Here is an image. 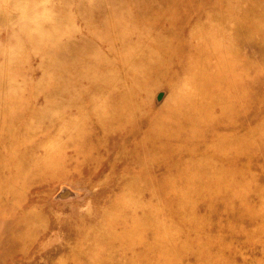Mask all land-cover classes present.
I'll return each instance as SVG.
<instances>
[{
  "label": "rangeland",
  "instance_id": "rangeland-1",
  "mask_svg": "<svg viewBox=\"0 0 264 264\" xmlns=\"http://www.w3.org/2000/svg\"><path fill=\"white\" fill-rule=\"evenodd\" d=\"M152 1L0 0V264H264V37L258 43L254 34L242 36L238 44L225 42L223 48L200 43L210 50L204 51L195 42L196 33L191 28L181 29L170 21L186 16L189 24L200 17L204 22L205 15L191 8L173 12L171 0ZM220 2L204 7L220 6ZM236 17L239 26L243 22L246 31H253L254 22L245 20L239 12ZM200 25L195 24V32ZM173 47L179 48L175 51ZM232 65L238 67H229ZM141 73L146 74L139 77ZM220 75L223 80L218 79ZM128 94L145 111L136 137L129 135L126 126L120 127L119 119L134 124L139 113L126 117L127 107L114 106L123 103L117 98ZM205 98H210V103ZM162 119L171 120L166 122L164 133L177 132L171 140L166 137L160 141L165 178L161 184L162 188L167 186L160 194L163 236L159 237V247L149 235L145 244L136 245L128 253L120 246L122 235H113L112 223L103 219L110 214L116 196L127 190L123 186L130 177H142V183L144 179L159 183L154 171L150 177L146 175L151 163H142L141 157L147 156L145 152L152 153L151 125ZM143 141L147 143L139 150L143 155L134 153L136 143ZM168 186L173 191L171 198L166 196ZM65 192L70 195L62 198ZM162 200L167 203L163 205ZM146 244L152 251L140 257Z\"/></svg>",
  "mask_w": 264,
  "mask_h": 264
},
{
  "label": "bare ground",
  "instance_id": "bare-ground-1",
  "mask_svg": "<svg viewBox=\"0 0 264 264\" xmlns=\"http://www.w3.org/2000/svg\"><path fill=\"white\" fill-rule=\"evenodd\" d=\"M152 1V0H151ZM157 1V0H156ZM158 1H160V0H158ZM171 1H174V4H171L170 6L172 7V11L173 12H176V13H182V11L183 12H186L187 11V9H189V8H191V9H189V10H191V11H193V10H195L196 12H200V13H202V16L203 15H205L206 16V20L203 22V18L202 17H200V18H196V19H194L193 20V22L194 23H192V24H189V19H188V17H180V15H178L181 19H179V20H176V18H174L175 20L172 22V21H170V24L171 25H177V24H179L180 26H181V29L183 28V29H187V28H191L190 29V31H192V33H196V35H193V37H194V40H195V42H197V43H205L204 45H206V42H208V44H216V45H221V47L222 46H224V45H222V44H224L225 42H227V45H229V44H233V45H235V44H238L239 43V40L240 41H242L243 40V38H242V36H246V37H250V35H252V34H254L253 35V37H255V38H257V39H259V38H261V37H264V0H218V1H221L220 3H219V5L220 6H214L213 8H206V7H204L206 4H211V3H215V2H210V0H203V1H199L198 0V2L196 1V0H186V3L185 2H182V1H178V0H171ZM216 1V0H215ZM218 1L216 2V3H218ZM153 2V1H152ZM197 2V3H196ZM240 2H243V4H240ZM149 3H150V1H149ZM173 3V2H172ZM196 3V4H195ZM215 3V4H216ZM153 4V3H152ZM168 5H169V3H168ZM193 5H195L194 7H193ZM217 5V4H216ZM160 6H164V4L161 2V5ZM207 6V5H206ZM149 7H150V5H149ZM142 9V8H141ZM145 10H147V9H144V15H145V13H146V11ZM153 10V12H154V9H152ZM151 10V11H152ZM155 11H157L156 9H155ZM158 12H159V10H158ZM237 12H239L240 14H242L243 16H244V18H245V20H249V21H251V22H254V28H253V31H246V29L243 27V25H245V23H243L242 22V24L243 25H240L239 26V21H237V20H235L237 17H236V13ZM150 11H149V15H150ZM157 13V12H156ZM160 14H161V11L159 12ZM159 13H157L158 15H160ZM147 14H148V12H147ZM152 14V13H151ZM135 16V15H134ZM153 16H155V15H153ZM173 16H175V15H173ZM176 16H177V14H176ZM175 16V17H176ZM147 17V16H146ZM145 17V18H146ZM150 17H152L151 15H150ZM168 17V16H167ZM236 17V18H235ZM141 18V17H140ZM149 18V17H148ZM169 18H170V16H169ZM193 18H195V17H193ZM122 19V18H121ZM139 19V18H138ZM141 19H143V17L141 18ZM155 19V18H154ZM157 19V18H156ZM119 20V19H118ZM131 21H134L133 19L131 20ZM131 21H130V23H131ZM150 21V20H149ZM151 22H153V20L151 21ZM160 22V21H159ZM176 22V23H175ZM135 24V23H134ZM153 24V23H152ZM195 24H201L199 27H197V29H196V32L194 31V26H195ZM206 24H210L209 26L211 27V29H208V27H205V26H207ZM164 25V24H163ZM174 25V26H175ZM115 26V25H114ZM135 26H137L136 24H135ZM151 26H153V25H151ZM179 26V27H180ZM165 27H166V24H165ZM171 27V26H170ZM151 28V27H150ZM172 29H173V27H172ZM176 30H178V29H176ZM148 32V31H147ZM147 32H146V34H147ZM157 32H159V31H157ZM171 32H173V31H171ZM214 32V33H213ZM182 33V32H181ZM218 33V34H217ZM258 35V36H256V35ZM156 35H160L159 33H156ZM182 35H184V34H182ZM170 36V35H169ZM173 36V35H172ZM176 37V36H175ZM184 37V36H183ZM193 37H191V38H193ZM190 38V39H191ZM157 39H158V36H157ZM177 39V38H176ZM175 39V40H176ZM181 39H182V37H181ZM250 39H252V38H250ZM154 40H155V38H154ZM160 41H161V39H159ZM179 40V39H178ZM177 40V41H178ZM183 40V39H182ZM193 40V39H192ZM253 40H255V39H253ZM264 40V39H263ZM263 40H262V42H263ZM157 41V40H156ZM166 41V40H165ZM170 41V40H169ZM135 42V41H134ZM155 42V41H154ZM162 43H163V41H161ZM172 41H170V43H171ZM179 42V41H178ZM180 42H181V40H180ZM183 42H184V40H183ZM191 42V41H190ZM252 42V41H251ZM260 42V39H259V41H258V43ZM148 43V42H147ZM150 43V42H149ZM148 43V44H149ZM153 43V42H152ZM161 43V44H162ZM173 43V42H172ZM187 43V42H186ZM192 43V42H191ZM156 44H157V42H156ZM165 44V43H164ZM178 44V43H177ZM188 44H190V43H188ZM264 44V43H263ZM171 45V44H170ZM184 45V44H183ZM190 45H195L196 46V44H190ZM201 45V44H200ZM210 45V46H211ZM218 45V46H219ZM157 46V45H156ZM173 46V45H172ZM178 46V45H177ZM202 47H203V45H201ZM249 46H250V44H249ZM253 46V45H252ZM163 47H164V45H163ZM167 47V46H166ZM213 47L214 48H216L214 45H213ZM220 47V46H219ZM226 47V46H225ZM150 48V47H149ZM173 48H175V47H173ZM179 48V47H178ZM178 48H175L174 50L176 51V49H178ZM198 48V47H197ZM223 48V47H222ZM226 48H228V47H226ZM225 48V49H226ZM252 48V47H251ZM147 49V48H146ZM160 49H162L161 47H160ZM191 49V48H190ZM200 49V48H199ZM202 50H209V49H206V48H201ZM200 49V50H201ZM230 49V48H229ZM235 49V48H234ZM238 49V47L236 48V50ZM172 50V49H171ZM174 50H172L173 52H174ZM198 49H196V51H197ZM201 50V51H202ZM204 50V51H205ZM212 50V49H211ZM215 50V49H214ZM223 49H221V51H222ZM232 50H233V47H232ZM252 50V49H251ZM183 51V50H182ZM184 51H186V50H184ZM210 51V50H209ZM217 51H219V52H221L220 50H218L217 49ZM224 51V50H223ZM178 52V51H177ZM200 52V51H199ZM214 52V51H213ZM229 52H232V51H230L229 50ZM228 52V53H229ZM235 52V51H234ZM238 52V51H237ZM151 53V52H150ZM168 53V52H167ZM215 53V52H214ZM226 53V52H225ZM147 54V53H146ZM175 54V53H174ZM192 54V53H191ZM191 54H189V55H191ZM200 54V53H199ZM205 54V53H204ZM213 54V53H212ZM151 55V54H150ZM179 55V54H178ZM183 55V54H182ZM208 55V54H207ZM210 56H211V53L209 54ZM218 55V54H217ZM216 55V56H217ZM235 55H238L236 52H235ZM140 56V55H139ZM146 56V55H145ZM144 56V57H145ZM174 56V55H173ZM172 56V57H173ZM181 56V55H180ZM185 56V55H184ZM137 57V56H136ZM143 57V58H144ZM171 57V56H170ZM190 57V56H189ZM206 57V56H205ZM205 57H204V59H205ZM220 57V56H219ZM222 57V56H221ZM220 57V58H221ZM226 57H230V56H226ZM231 57H234V56H231ZM247 57H249V55L247 56ZM246 57V58H247ZM264 56H262V58H263ZM140 58V57H139ZM201 58V57H200ZM211 58V57H210ZM222 58H225V56H223ZM141 59H142V57H141ZM157 59V58H156ZM173 59V58H172ZM190 59V58H189ZM194 59V57L191 59V60H193ZM197 59H199V56L197 57ZM219 59V58H218ZM227 59H229V58H226L225 59V61H227ZM149 60H151V59H149ZM202 60V59H201ZM207 60V59H206ZM251 60V59H250ZM256 60V59H255ZM136 61V60H135ZM135 61H133L134 63L133 64H135ZM145 61V60H144ZM187 61V60H186ZM199 61V60H198ZM205 61V60H204ZM212 61V60H211ZM219 61H221L220 59H219ZM229 61H231V60H229ZM228 61V62H229ZM236 61V60H235ZM238 61V60H237ZM236 61V62H237ZM240 61V60H239ZM263 61H264V59H263ZM128 62H130V61H128ZM132 62V61H131ZM152 62V61H151ZM154 62H155V60H154ZM190 62V61H189ZM200 62V61H199ZM198 62V63H199ZM202 62V61H201ZM200 62V63H201ZM244 62V61H243ZM251 62H253L254 63V60L253 61H251ZM257 62V61H256ZM106 63V62H105ZM188 63V62H187ZM193 63V62H192ZM204 63V62H203ZM224 63H226V62H224ZM229 63H234L233 61L232 62H229ZM240 63V62H239ZM258 63V62H257ZM260 63V62H259ZM181 64H182V62H181ZM184 64V63H183ZM189 65H190V63H188ZM188 64H187V66H188ZM202 64V63H201ZM205 64V63H204ZM209 64V63H208ZM211 64H212V62H211ZM210 64V65H211ZM217 64V63H216ZM226 64H228V63H226ZM230 64V65H231ZM236 64V63H235ZM117 65V64H116ZM229 65V64H228ZM250 65V64H249ZM143 66V65H142ZM149 65H147V67H148ZM186 66V67H187ZM196 66V65H195ZM198 66V65H197ZM222 66H223V62H222ZM224 66H226L225 64H224ZM223 66V67H224ZM233 66L234 65H232V66H229V67H232L233 68ZM199 67V66H198ZM205 67V66H204ZM220 67V66H219ZM235 67V66H234ZM236 67H238V66H236ZM235 67V68H236ZM249 67V66H248ZM256 67H257V65H256ZM146 68V67H145ZM149 68V67H148ZM155 68V67H154ZM153 68V69H154ZM197 68V67H196ZM200 68V67H199ZM206 68V67H205ZM217 68H218V66H217ZM231 68V69H232ZM251 68V67H250ZM253 68V67H252ZM191 69V68H190ZM200 69H202L203 70V68H200ZM215 70H216V68H214ZM224 69V68H223ZM226 69V68H225ZM244 69V68H243ZM248 69V68H247ZM246 69V70H247ZM168 70V69H167ZM187 70H189V69H187ZM201 70V71H202ZM227 71H228V69H226ZM242 70V69H241ZM250 70V69H249ZM154 71V70H153ZM190 71H192V70H190ZM199 71V70H198ZM198 71H197V73H198ZM206 71H208V70H206ZM206 71H204V72H206ZM210 71V70H209ZM208 71V72H209ZM221 71V70H220ZM219 71V72H220ZM226 71V72H227ZM230 71V70H229ZM228 71V72H229ZM245 71V70H244ZM203 72V71H202ZM203 72V73H204ZM218 72V71H217ZM222 72V71H221ZM223 72L225 73V70H223ZM230 72H232V71H230ZM237 72H238V70H237ZM245 72H248V71H245ZM153 73V72H152ZM189 73V72H188ZM192 73H193V71H192ZM233 73H234V71H233ZM235 73H236V71H235ZM238 73H240L241 74V71L240 72H238ZM243 73V72H242ZM248 73H250V72H248ZM144 74H146V73H144ZM144 74H142L141 73V75H139V77L140 76H142V75H144ZM198 74H200V72L198 73ZM220 74V73H219ZM229 75H230V73H228ZM227 74V75H228ZM244 74V73H243ZM137 75V74H136ZM192 74H190L189 76H191ZM206 75H208V74H206ZM222 75V74H221ZM220 75V76H221ZM242 75V74H241ZM240 75V76H241ZM247 75V74H246ZM254 75V74H253ZM145 76V75H144ZM187 76V75H186ZM203 76V75H202ZM209 76V78H210V75H208ZM217 76V75H216ZM219 76V75H218ZM236 76H237V74H236ZM236 76H235V78H236ZM138 77V78H139ZM193 77V76H192ZM213 77V76H212ZM223 77H224V75H223ZM248 77H249V74H248ZM247 77V78H248ZM251 77V76H250ZM137 78V77H136ZM137 78V79H138ZM195 78V77H194ZM197 78V77H196ZM208 78V79H209ZM213 78H215V77H213ZM218 78V77H217ZM225 78V77H224ZM235 78H233L234 80H235ZM238 78H241V77H238ZM242 78H243V76H242ZM144 78H142V80H143ZM207 78H206V80H208ZM218 79H222V76L220 77V78H218ZM231 79H232V77H231ZM205 80V81H206ZM210 80V79H209ZM223 80V79H222ZM225 81L227 80V79H224ZM257 80V79H256ZM102 81V80H101ZM104 81V80H103ZM111 81V80H110ZM144 81V80H143ZM212 81H213V79H212ZM214 81H216V80H214ZM105 82V81H104ZM198 82V81H197ZM203 82H204V80H203ZM219 82V81H218ZM235 82V81H234ZM233 82V83H234ZM236 82H237V80H236ZM181 83V82H180ZM187 83V82H186ZM202 83V82H201ZM207 83H208V81H207ZM214 83V82H213ZM238 83V82H237ZM108 84V83H107ZM195 84H196V82H195ZM198 84V83H197ZM216 84H217V82H216ZM224 84V83H223ZM258 84V83H257ZM177 85V84H176ZM191 85V84H190ZM214 85H215V83H214ZM218 85V84H217ZM216 85V86H217ZM225 85V84H224ZM224 85H222V87L221 88H223V86ZM107 86V85H106ZM117 86V85H116ZM230 86V85H229ZM233 86H235V88H236V85H234L233 84ZM118 87V86H117ZM117 87H115V89H117ZM201 87H202V84H201ZM204 87V86H203ZM214 87V86H213ZM119 88V87H118ZM180 88V87H179ZM183 88V87H182ZM199 88H200V85H199ZM206 88V87H205ZM215 88V87H214ZM219 89H220V91H221V88L220 87H218ZM227 88V87H226ZM108 89V88H107ZM207 89V88H206ZM205 89V90H206ZM213 89V88H212ZM237 89H238V87H237ZM246 89V88H245ZM214 90V89H213ZM216 90V89H215ZM218 90V89H217ZM227 91H230L231 90V88H230V90H228V89H226ZM96 91H97V89H96ZM101 91V90H100ZM99 91V92H100ZM111 91H112V89H111ZM210 91V90H209ZM219 91V92H220ZM224 91V90H223ZM232 91V90H231ZM240 91V90H239ZM238 91V92H239ZM215 93L217 92V91H214ZM233 92V91H232ZM210 93H211V91H210ZM223 93V92H222ZM229 93V92H228ZM235 93H237V92H235ZM235 93H233V94H235ZM202 94H203V92H202ZM201 94V95H202ZM207 94V93H206ZM213 94V93H212ZM121 95V94H120ZM176 95V94H175ZM236 95H238V93L236 94ZM174 96V95H173ZM204 96H206L205 95V93H204ZM179 97V96H178ZM185 97V96H184ZM212 97H214L213 95H212ZM211 97V98H212ZM173 98V97H172ZM194 98V97H193ZM118 99V98H117ZM116 99V101H120L122 104L121 105H119L118 104V102H116L115 104H114V106H117L119 109H121V108H128L127 110H126V112L124 113L125 114V116L127 117V115H128V117H130V115L131 114H134V115H136L137 113H139V116L138 117H136L135 118V122H134V124L133 123H130V121L128 120V119H126V118H121V119H119V121H121L120 122V127H127L128 128V133H129V135L132 137V136H138V134L139 133H137L138 132V127H139V125L142 123V121L145 119L144 117H145V115H144V113H145V111H144V108L142 109V108H140L141 106L140 105H137V104H135L134 103V98H133V96L131 97L129 94L128 95H125V96H123V98L122 99H118L117 100ZM176 99V98H175ZM200 99V98H199ZM204 99V98H203ZM203 99H201V100H203ZM206 99V98H205ZM214 99V98H213ZM213 99H212V101H213ZM226 99V98H225ZM235 99H236V97H235ZM239 99V98H238ZM193 100V99H192ZM196 100L199 102V100L196 98ZM200 100V101H201ZM207 100V99H206ZM205 100V101H206ZM209 100H210V98H209ZM209 100H207V101H209ZM221 100V99H220ZM219 100V101H220ZM178 101H179V99H178ZM216 101V100H215ZM222 101H224L223 100V98H222ZM226 101V100H225ZM224 101V102H225ZM230 101V100H229ZM229 101H227V103L229 102ZM236 101V100H235ZM235 101H233V102H235ZM237 101H239V100H237ZM214 102V101H213ZM221 102V101H220ZM196 103L197 102H194V106H196ZM209 103H210V101H209ZM208 103V104H209ZM221 103H223V102H221ZM227 103H226V105H227ZM230 103H232V101L230 102ZM236 103V102H235ZM143 104V103H142ZM192 104V103H191ZM200 105H201V103H199ZM202 104H203V102H202ZM147 105V104H146ZM186 105V104H185ZM220 105V104H219ZM226 105H223V106H226ZM230 105V104H229ZM228 105V106H229ZM233 105V103L231 104V106ZM176 106V105H175ZM198 106V105H197ZM221 107V108H224V107ZM227 106V107H228ZM235 106H236V104H235ZM234 105L232 106V107H235ZM146 107V106H145ZM203 107H205V106H203ZM202 107V108H203ZM209 107V106H208ZM207 107V108H208ZM212 107V106H211ZM231 107V108H232ZM174 108V107H173ZM172 108V109H173ZM206 108V107H205ZM204 108V109H205ZM206 108V109H207ZM220 108V107H219ZM236 108V107H235ZM171 109V110H172ZM177 109V108H176ZM212 109H215L214 107L212 108ZM212 109H207V110H212ZM229 109V108H228ZM234 109V108H233ZM233 109H232V111H233ZM146 110V109H145ZM206 110V111H207ZM230 110V109H229ZM235 110H238L239 111V109L237 108V109H235ZM234 110V111H235ZM158 111V110H157ZM215 111V110H214ZM225 111H226V113H223V114H225V116L227 115V111L228 110H226L225 109ZM233 111V112H234ZM237 111V112H238ZM167 112V111H166ZM190 112V111H189ZM207 112H210V111H207ZM170 113H171V111H170ZM175 113V112H174ZM193 113H195V112H193ZM192 113V114H193ZM210 113H212V111L210 112ZM229 113H231L230 111H229ZM161 114V113H160ZM165 114V113H164ZM176 114V113H175ZM197 114V113H196ZM215 114H217V113H215ZM222 114V115H223ZM236 114H238V113H236ZM183 115V114H182ZM198 115V114H197ZM233 115H235V114H233ZM167 116V115H166ZM172 116V118L174 117V116H177V115H174L173 116V114H168V117H171ZM217 116H218V114H217ZM217 116H214V117H217ZM232 115H230V117H231ZM167 117V118H168ZM214 117H212L213 119H214ZM220 117H222V116H220ZM230 117H229V119H230ZM171 118V119H172ZM212 118H210L211 120H212ZM218 118V117H217ZM223 118V117H222ZM232 119H233V117H231ZM175 119V118H174ZM178 119H180V118H177V120ZM235 119V118H234ZM166 120V119H165ZM170 120V119H169ZM169 120H166L165 122L163 121V119H162V121L160 122V123H158V121L157 120H155L154 121V123H152V130H153V132H154V135L151 137V148H153L151 151H152V153H150V155L149 154H147V152H145L144 154H146L147 156V158L146 157H141V162L142 163H151L150 165H151V168H150V170L146 173V175L148 176L149 175V177L151 176V175H153V171L155 172V175H157L156 176V179L159 181V183L158 182H156L155 180H153L152 178V181H150V179L147 181L146 179H144L143 181H144V183H142V177L141 178H137V179H133L132 177H130V179L128 180V181H126L125 183H124V186H123V188H126L127 190L122 194L121 192L116 196V198H115V202H113L111 205H110V208H111V210H110V214H108V216H106V219L104 218L103 219V221H106L107 220V222L108 221H110L109 223H112V225L110 226L111 227V230H110V232L114 235V234H116L117 235V237L119 236V235H122V238L123 239H120V237H119V243L121 244L120 246H122V248H124L127 252L128 251H130L131 253L134 251V249H135V246L136 245H142V244H145V242L148 240V236L149 235H153L154 236V243L156 244L157 243V241H158V247L160 246V238H162V232H161V228L163 227V225L161 224V222H163V221H161V219H160V217H161V213H160V211H161V207H160V194H162V190L164 189V188H166V187H164V188H162L163 186H162V184L161 183H163L162 181V179H165V178H162V173H163V171L161 170L162 169V167H161V156H160V152H161V150H159V149H161V147H160V141L163 139V138H166V137H168V138H166V139H169V140H171L172 139V135H174L175 133H177V132H175L174 134H172V133H164V131H166L167 129H166V122L167 121H169ZM176 120V119H175ZM181 120H182V118H181ZM181 120H179V121H176V122H180ZM218 120V119H217ZM115 121H118V119H116ZM171 121V120H170ZM204 121V120H203ZM202 121V122H203ZM187 122V121H186ZM214 122H216V121H214ZM223 122H224V120H223ZM223 122L221 123L222 125H223ZM229 122V121H228ZM170 123V122H169ZM219 123V122H218ZM233 123V122H232ZM176 124V123H175ZM179 124V123H178ZM182 124H183V122H182ZM185 124V123H184ZM203 124V123H202ZM225 124V123H224ZM228 124V123H227ZM231 124V123H230ZM170 125V124H169ZM204 125V124H203ZM207 125V124H206ZM219 125V124H218ZM170 126H175V125H170ZM170 126H169V128H170ZM178 126V125H177ZM179 126H181V125H179ZM178 126V127H179ZM187 126H190V124L189 125H187ZM213 126V125H212ZM230 126V125H229ZM234 126H236V125H234ZM168 127V126H167ZM185 127V126H184ZM190 127H192V126H190ZM189 127V128H190ZM198 127V126H197ZM208 128L210 127V126H207ZM218 127V126H217ZM221 127V126H220ZM149 128V127H148ZM174 128H176V127H174ZM181 128H183V127H181ZM181 128H178V129H181ZM186 128V127H185ZM188 128V129H189ZM202 128V127H201ZM203 128H204V126H203ZM210 128H212V127H210ZM209 128V129H210ZM214 128V127H213ZM173 129V128H172ZM188 129H186V130H188ZM208 129V130H209ZM169 131H170V129H168ZM185 130V129H184ZM202 130V129H201ZM201 130L199 131V133L201 132ZM213 130H215V129H213ZM260 130V129H259ZM182 131V130H181ZM197 131V130H196ZM195 132V131H194ZM198 132V131H197ZM204 132V131H203ZM206 132V131H205ZM140 133H141V131H140ZM188 133H189V130H188ZM187 133V134H188ZM191 133H193V132H191ZM207 133V132H206ZM185 134V133H184ZM186 134V135H187ZM218 134V133H217ZM194 135V134H193ZM219 135V134H218ZM238 135V134H237ZM142 136V135H141ZM149 136V135H148ZM180 136V135H179ZM178 136V138L180 139V137ZM187 136H189V135H187ZM202 136V135H201ZM203 136H205V135H203ZM174 137V136H173ZM183 137V136H182ZM195 137V136H194ZM220 137V136H219ZM224 137H227L226 135H224ZM175 138V137H174ZM186 138V137H185ZM222 138H223V136H222ZM147 139V138H146ZM183 139V138H182ZM195 139V138H194ZM224 139V138H223ZM131 140V139H130ZM140 140V139H139ZM220 140V139H219ZM222 140V139H221ZM127 141V140H126ZM186 141V140H185ZM235 141V140H234ZM125 142V141H124ZM148 142V141H147ZM243 142V141H242ZM126 143V142H125ZM127 143H128V141H127ZM133 143V142H132ZM205 143V142H204ZM223 143V142H222ZM237 144H238V142H236ZM146 142H141V143H136V149L134 150V153L136 152H138L140 149H142V148H144V147H146ZM149 144V143H148ZM163 143H161V145H162ZM186 144V143H185ZM231 144H233V141H232V143ZM240 144H242V143H240ZM167 145V144H166ZM217 145V144H216ZM236 145V144H235ZM244 145V144H243ZM217 146H219V145H217ZM223 146H225L224 144H223ZM240 146V145H239ZM260 146V145H259ZM258 146V147H259ZM164 147H165V144H164ZM214 147H215V145H214ZM226 147V146H225ZM230 147H231V145H230ZM241 147H242V145H241ZM262 147H264V146H262ZM261 147V148H262ZM223 148V147H222ZM227 148V147H226ZM229 148V147H228ZM232 148H234V147H232ZM237 148H240V147H237ZM236 148V149H237ZM249 148V147H248ZM166 149V148H165ZM180 149V148H179ZM216 149H218V147L216 148ZM231 149V148H230ZM242 149V148H241ZM241 149H239V150H241ZM243 149H245V147L243 148ZM256 149V148H255ZM260 149V148H259ZM162 150H163V147H162ZM169 150H171V149H169ZM173 150V149H172ZM227 150V149H226ZM180 151V150H179ZM238 151V150H237ZM246 151V150H245ZM254 151V150H253ZM253 151H251V152H253ZM262 151H263V148H262ZM165 153L167 152H171L172 153V151H164ZM236 152V151H235ZM234 152V153H235ZM239 152V151H238ZM165 153H163V154H165ZM230 154H231V152H229ZM233 153V152H232ZM258 153V152H257ZM264 153V152H263ZM139 154H141V155H143L140 151H139ZM243 154H244V152H243ZM150 157H149V156ZM170 155V154H169ZM227 155V154H226ZM235 155V154H234ZM260 155V154H259ZM164 156V155H163ZM166 156V155H165ZM168 156V155H167ZM172 156V155H171ZM239 156V155H238ZM252 156V155H251ZM161 157V158H160ZM264 157V156H263ZM218 158V157H217ZM216 158V159H217ZM232 158H234V157H232ZM236 159V158H235ZM234 159V160H235ZM237 161V160H236ZM140 162V163H141ZM163 162V161H162ZM230 162V161H229ZM223 163V162H222ZM133 164V163H132ZM165 164V163H164ZM167 164H170V163H168L167 162ZM166 164V165H167ZM216 164V163H215ZM215 164H214V166H215ZM177 165V164H176ZM175 165V166H176ZM229 165V164H228ZM227 165V166H228ZM231 165V164H230ZM233 165V164H232ZM127 166H129V165H127ZM135 166V165H134ZM174 166V167H175ZM178 166V165H177ZM223 166V165H222ZM174 167H173V169H174ZM210 167H213V166H211L210 165ZM229 167V166H228ZM227 167V168H228ZM136 168V167H135ZM178 168V167H177ZM176 168V169H177ZM217 168V167H216ZM223 168V167H222ZM230 168V167H229ZM228 168V170L227 171H229L230 169ZM241 168H242V166H241ZM245 168V167H244ZM143 169V168H142ZM146 169V167L143 169V171ZM158 171H157V170ZM182 169V168H181ZM191 169V168H190ZM189 169V170H190ZM224 170L226 169V168H223ZM168 170V169H167ZM172 170V169H171ZM236 170V169H235ZM178 171V170H177ZM176 171V172H177ZM182 171H184V169L182 170ZM181 170H180V172H182ZM188 171V170H187ZM213 171V170H212ZM220 171H221V169H220ZM242 171V170H241ZM240 171V172H241ZM130 172V171H129ZM169 172H171V171H169ZM172 172H173V170H172ZM231 172V171H230ZM236 172H239V170L238 171H236ZM240 172H239V174H240ZM141 173V172H140ZM166 173V172H165ZM164 173V174H165ZM168 173V172H167ZM208 173V172H207ZM213 173V172H212ZM215 173V172H214ZM234 173H235V171H234ZM242 173V172H241ZM169 174H171V173H169ZM168 174V175H169ZM177 174V173H176ZM216 174V173H215ZM231 174V173H230ZM238 174V173H237ZM243 174V173H242ZM167 174H166V176H168ZM174 174H172V176H173ZM227 175V174H226ZM229 175V174H228ZM232 175V174H231ZM236 175V174H235ZM243 175H245V174H243ZM171 176V177H172ZM223 176H225L224 174H223ZM230 176V175H229ZM240 176V175H239ZM237 177V176H236ZM235 177V178H236ZM243 177V176H242ZM241 177V178H242ZM148 178V177H147ZM170 178V177H169ZM223 178V177H222ZM167 179V181H168V177L166 178ZM172 179V178H171ZM223 179H225V178H223ZM232 179V178H231ZM239 180V179H238ZM252 180V179H251ZM250 180V181H251ZM165 181V180H164ZM217 181V180H216ZM249 181V180H248ZM248 181H247V183H248ZM253 181V180H252ZM170 182V181H169ZM228 182V181H227ZM232 182V181H231ZM165 183H166V181H165ZM172 183H174V180H173V182ZM221 183V182H220ZM240 183H241V180H240ZM257 183V182H256ZM258 183H260V182H258ZM164 184V183H163ZM169 184V183H168ZM226 184V183H225ZM228 184V183H227ZM226 184V185H227ZM235 184V183H234ZM239 184V183H238ZM237 184V185H238ZM244 184V183H243ZM252 184V183H251ZM170 185H171V183H170ZM223 185V184H222ZM221 185V186H222ZM229 185V184H228ZM236 185V186H237ZM256 185V184H255ZM172 186H173V184H172ZM223 186H225V185H223ZM230 186V185H229ZM169 187V191H168V194H167V192H166V196H169L170 198L172 197V195H173V191H172V189L170 188V186H168ZM228 187V186H227ZM231 187H233V186H231ZM238 187H239V185H238ZM242 187V186H241ZM245 187H248L246 184H245ZM262 187V186H261ZM175 188V186L173 187V189ZM219 188V187H218ZM224 188V187H223ZM222 188V189H223ZM229 188V187H228ZM237 188V187H236ZM256 188V187H255ZM255 188H254V190H255ZM258 188H259V186H258ZM167 189V188H166ZM176 189V188H175ZM238 189V188H237ZM257 189V188H256ZM262 189V188H261ZM225 190V189H224ZM226 190H227V188H226ZM225 190V191H226ZM228 190H230V189H228ZM228 190L226 191V192H228ZM233 190V189H232ZM232 190H231V193H232ZM234 190H236V189H234ZM259 190V189H258ZM239 191V190H238ZM179 192V194H180V191H178ZM222 192H223V190H222ZM264 192V191H263ZM228 193H230V192H228ZM219 194H221V191L219 192ZM234 194V193H233ZM237 194V193H236ZM239 194H241V192H239ZM259 194H261V192L259 193ZM264 194V193H263ZM222 195V194H221ZM229 195V194H228ZM232 195V194H231ZM243 195V194H242ZM241 195V196H242ZM164 196V195H163ZM224 196H226V195H224ZM248 196V195H247ZM246 195H245V197H247ZM264 196V195H263ZM165 197V196H164ZM174 197H176L175 195H174ZM221 197V196H220ZM239 197V196H238ZM218 198H219V196H218ZM222 198V197H221ZM232 198H234V197H232ZM231 198V199H232ZM242 198V197H241ZM162 199V198H161ZM165 199V198H164ZM214 199H216V198H214ZM224 199V198H223ZM167 200V199H166ZM172 200V199H171ZM234 200V199H233ZM210 201V200H209ZM212 201V200H211ZM214 201V200H213ZM212 201V202H213ZM238 201V200H237ZM241 201V200H240ZM251 201V200H250ZM167 202H168V200H167ZM166 201H165V203H167ZM173 202H174V200H173ZM215 202V201H214ZM220 202V201H219ZM225 202L227 203V200H225ZM229 202V201H228ZM231 202V201H230ZM242 202V201H241ZM240 202V203H241ZM164 203V204H165ZM235 203V202H234ZM237 203V202H236ZM240 203H239V205H240ZM243 203V202H242ZM162 204H163V200H162ZM163 204V205H164ZM215 204V203H214ZM247 204H249V203H247ZM172 204H170V206H171ZM213 205V204H212ZM215 205H218V204H215ZM227 205H228V203H227ZM250 205V204H249ZM255 205V204H254ZM174 206H175V204H174ZM245 206V205H244ZM119 207V208H118ZM227 207H229L230 208V206H227ZM246 207V206H245ZM252 206H248V208L250 209ZM256 207V206H255ZM163 208H165V206L163 207ZM173 208V207H172ZM254 208V207H253ZM228 209V208H227ZM232 209H233V207H232ZM242 209V208H241ZM260 209V208H259ZM264 209V208H263ZM212 209H210V211H211ZM220 210V209H219ZM234 210V209H233ZM248 210V209H247ZM253 210V209H252ZM254 210H256V209H254ZM169 211V210H168ZM244 211H246V210H244ZM243 211V212H244ZM106 212V211H105ZM166 212V211H165ZM220 212V211H219ZM239 212V211H238ZM247 212V211H246ZM250 212V211H249ZM252 212V211H251ZM168 213V212H167ZM242 213V212H241ZM165 214V213H164ZM239 215V214H238ZM243 215H245V213L243 214ZM243 215H242V217H243ZM250 216V215H249ZM167 219V218H166ZM249 219V218H248ZM247 220V219H246ZM250 220H252V218L250 219ZM172 221H174V220H172ZM164 223V222H163ZM263 224V223H262ZM105 226H106V224H104ZM103 225V226H104ZM162 225V226H161ZM165 225H167L166 224V222H165ZM107 226H109V225H107ZM114 226H116V229L118 230V233H115V231L113 230V228H115ZM168 226H170V225H168ZM256 226V225H255ZM100 227V226H99ZM109 229V228H108ZM244 229V228H243ZM263 230H264V228H262ZM107 230V229H106ZM116 230V231H117ZM162 230H163V228H162ZM170 230H172V228L170 229ZM169 230V231H170ZM248 230V229H247ZM109 231V230H108ZM113 231H114V233H113ZM165 231V230H164ZM166 231H168L167 229H166ZM236 231V230H235ZM239 231V230H238ZM240 231H241V229H240ZM172 232H174L175 233V231H172ZM243 232V231H242ZM263 232V231H262ZM106 233H108V232H106ZM234 233V232H233ZM244 233H245V231H244ZM171 234V233H170ZM241 234V233H240ZM109 235H110V233H109ZM165 235V234H164ZM262 235V234H261ZM102 236H103V234H102ZM166 236V235H165ZM255 236V235H254ZM263 236V235H262ZM108 237V236H107ZM160 237V238H159ZM168 237V236H167ZM167 237H165L166 239H167ZM258 237V236H257ZM261 237V236H260ZM111 238V237H110ZM113 238H114V236H113ZM96 239V238H95ZM108 239V238H107ZM91 240V239H90ZM97 241V240H96ZM100 242L101 241H103V240H99ZM112 241V240H111ZM94 242V241H93ZM92 242V243H93ZM106 242H108V240H106ZM113 242V241H112ZM109 243V242H108ZM116 243V242H115ZM248 243V242H247ZM91 244V243H90ZM93 244H95V243H93ZM105 244V243H104ZM103 244V245H104ZM107 244V243H106ZM102 245V244H101ZM100 245V246H101ZM264 245V244H263ZM93 246V245H92ZM106 246H108L109 247V244L108 245H106ZM102 247V246H101ZM116 247H117V245H116ZM115 247V248H116ZM104 248V247H103ZM119 248V247H118ZM96 249H98V246H97V248ZM105 249H108V248H105ZM103 250V249H102ZM109 250V249H108ZM107 250V251H108ZM111 250H112V248H111ZM121 250V249H120ZM98 251V250H97ZM106 251V250H105ZM107 251H106V253H107ZM113 251V250H112ZM115 251V250H114ZM151 249L149 248V246H148V244H146V246H145V250L143 251V252H141L140 254H139V256L140 257H144V256H146V254H148V253H151ZM72 252H74V251H72ZM71 252V253H72ZM99 252V251H98ZM102 252V251H101ZM103 252H104V250H103ZM109 252H110V250H109ZM125 252V251H124ZM100 253V252H99ZM126 253V252H125ZM129 253V252H128ZM128 253H126V254H128ZM102 253H100V255H101ZM116 254V253H115ZM118 254V253H117ZM121 254H123V253H121ZM125 254V255H126ZM110 255H111V253H110ZM109 255V256H110ZM120 255V254H119ZM102 256H103V254H102ZM116 256H118V255H116ZM264 256V255H263ZM114 257V256H113ZM108 258V257H107ZM112 258V257H111ZM115 258V257H114ZM114 258H112L113 260H115ZM118 258V257H117ZM121 258L124 260V257L123 256H121ZM102 259V258H101ZM103 259H104V257H103ZM111 260V259H110ZM119 261H120V259H118ZM122 260V261H123ZM119 261H117V262H119ZM127 261V260H126ZM263 261V260H262ZM261 261V263H263ZM110 263H111V261H109ZM101 263V262H100ZM103 264V263H102ZM105 264V263H104ZM107 264V263H106ZM114 264V263H113ZM119 264V263H118Z\"/></svg>",
  "mask_w": 264,
  "mask_h": 264
},
{
  "label": "water",
  "instance_id": "water-1",
  "mask_svg": "<svg viewBox=\"0 0 264 264\" xmlns=\"http://www.w3.org/2000/svg\"><path fill=\"white\" fill-rule=\"evenodd\" d=\"M69 195H70L69 193L65 192V193H63V194L61 195V197H62V198H67V197H69Z\"/></svg>",
  "mask_w": 264,
  "mask_h": 264
}]
</instances>
